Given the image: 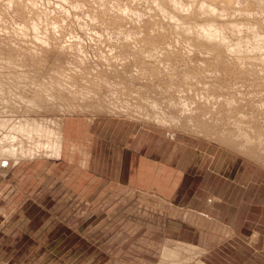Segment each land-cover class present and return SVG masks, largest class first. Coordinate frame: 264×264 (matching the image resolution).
<instances>
[{
  "label": "rangeland",
  "instance_id": "rangeland-1",
  "mask_svg": "<svg viewBox=\"0 0 264 264\" xmlns=\"http://www.w3.org/2000/svg\"><path fill=\"white\" fill-rule=\"evenodd\" d=\"M1 1L2 0H0V9L2 13L0 12V17L7 16V19L2 22L0 21V24L3 22V24L6 23L5 27L4 25H0V30H3V28L19 29L22 22L21 15H19L18 12L13 14V12L17 11V7L16 9L15 7H13V9L9 8L7 3L9 0H4L2 3ZM57 1L63 6V10L62 7L58 10L60 4L56 3ZM83 1L81 0L84 5L86 4L88 6L85 7L90 8V10L92 9V6L95 9L98 8V3H100V0H98L99 2L97 0ZM101 1L104 3L106 2V4L101 5V7L104 11L108 7L109 11H107V13L110 14L111 10H113L111 9L113 7V1ZM61 2L63 1L40 0V10L42 9L41 5L43 4L42 7H44V9L47 7V10L45 9L44 11H51V18L58 19L57 22L61 24L63 20L64 26H67L68 24L69 28L65 26L68 30L71 29L72 31V28L75 29L73 30L75 31V34H78V36L80 34L84 35H80V37L82 36L86 42L90 40L89 35L91 34V32L87 35L84 34V31L86 30L90 31L93 29L91 31L96 30V32L108 30L110 31L109 33L112 32L114 36H116L119 31H124L123 28L120 27L115 28L101 22H92L86 17L88 12L85 11V15L83 10H77L80 14L84 12L80 17L79 12L72 10L73 7L76 8L74 5L68 3H66V5L65 2ZM123 2L126 3L127 1L123 0ZM143 2L144 3L140 5L139 8L146 12H150L148 3L145 1ZM1 4L2 6H5L2 7ZM213 4L217 5L214 1ZM220 5L223 4L221 3ZM64 6H66L67 9ZM3 8L6 13L8 12L7 14L3 12ZM9 9H11V11ZM260 10L262 11V9ZM66 11L69 13L68 17H65L68 14ZM75 13L79 16H75ZM153 14L154 13H152V15ZM83 16H85V20L81 19ZM76 18H79L80 20H77ZM141 18L147 20V17L145 16ZM158 18L152 16V22L158 21ZM77 21H81V23H78ZM86 21L87 24L85 26L84 23ZM7 24L9 25L8 27ZM82 24L85 26L86 30L81 28ZM142 27L141 32L145 36L150 32L152 33V27L157 30V26L153 24L151 26L150 22L142 24ZM7 37L8 36L0 35V38L2 39L1 41L7 40L10 42L12 38L9 37L8 39ZM20 40L18 39L17 43L21 46L24 45L26 50L31 47H33L34 50H37L34 46L30 45V41L25 42ZM115 40H118V38H114V41ZM169 42L172 41L169 40ZM181 42L183 43L182 40ZM176 44V48L180 47L183 52L182 54L184 55V46L177 42ZM112 45L113 40L107 39L104 44L102 43V48L106 52L109 51ZM42 50L43 49H41V52ZM45 50L46 49L43 51L46 54L47 51ZM54 50L48 52L45 56H42L44 52H40L41 54L37 57H43V64H40L38 61L39 64H37V62L33 63V61L31 63L28 59L29 61L26 62L31 64L29 67H27L26 65L28 64H26L22 68H25V70L32 69L33 75L35 74L33 77H37L38 79H43L45 76L48 77L50 74L53 78L56 77L57 80L64 78L65 76L62 75L61 70L64 71L68 66L67 54L71 51L67 54H62V51L59 50L60 54L58 55V50ZM88 50L90 51V48ZM124 51V49L118 48L115 53L120 55V53ZM29 53L30 51H28L27 57L32 55V53L35 54V51H32L31 54ZM92 54V52L89 54L92 56V59H90L91 61L87 60L88 63H91L90 65L88 64L89 66L87 65L89 69L87 70L86 65H82V71H91L90 66H96L98 63L100 66L103 65L100 60L98 61L95 58V54ZM127 55L128 61L125 63L120 62L123 69L121 72L123 73L124 71L127 77L124 83H132L130 87L127 86L135 91L143 88L149 89V95L139 91L140 94H142L140 101L148 105L149 108L152 109V105L150 104L152 102L151 97L157 96L158 98H165V96L170 95L169 92L164 94V91L168 90L169 87H174L172 85L173 82L176 84L175 87L190 88L189 86L184 85L185 82L181 77H175L173 80H170L169 78L170 81L168 82L166 80L163 81L154 78H148L149 80H146V78L139 76V73L143 71V68H147L146 64H144L141 59L133 61L131 58L132 53L130 52H127ZM198 57L202 58L199 55L197 58ZM56 58L58 61H56ZM186 60L189 66H185L184 62H176L175 68H177V70L182 68L179 72L184 69H197V62L195 61L197 60L196 57H192V59L188 58ZM202 61L203 59H200V61L198 60V63L203 65ZM1 62L0 66L5 65L3 60H1ZM43 65H46V67ZM57 66H59L60 69ZM84 66L86 68H84ZM231 66L232 67L230 68L232 70L229 68L227 74H221L223 76L221 80L216 81V79L209 77L210 82L215 84V88L219 90L216 94L218 101L228 100L234 95L235 97L237 95L240 101L243 102V106L246 109L245 111H249V114L252 115L256 114L255 118L258 120V124L264 129V106L262 105L264 103V90L262 89L264 86L260 88V85H264V78L260 81L259 76H257L258 79L250 77L252 78L250 80L246 74L237 72L234 64ZM40 67L42 69H40ZM201 67H203V69L206 68L207 75H210L212 69L215 68L211 64L208 66L203 65ZM37 68L38 70H36ZM1 69L0 71H2ZM11 69L12 68H10V70ZM45 70L46 74L44 73ZM4 71H6V69H4ZM57 71H60V74H58ZM216 75L219 76L220 73H216ZM6 76L7 78H12V75L8 74ZM113 79L114 78H112L111 82L115 83ZM118 80L119 79H117V82L120 81ZM193 85L198 86L195 79L193 80ZM159 91L161 92L159 93ZM258 91H260V94L257 95ZM98 93L99 94L92 97L100 98L110 96L109 88L106 86H103L102 91ZM161 94L162 97H160ZM255 95L257 97H255ZM63 96L65 97L66 102H72L71 96L66 94H63ZM191 96L198 100L195 92L192 93V91H188L187 97ZM130 99L131 98H129V100ZM178 99L179 96L176 93V101L174 104L180 101ZM170 100L171 99H164L163 101L166 105L171 106L173 102L172 104H169ZM247 100L248 102H251L252 106L249 107L245 104ZM73 102L77 103V101ZM88 104L90 106L83 111L81 109L77 111L70 109V112L67 110L60 111L62 110L60 108V110L48 109L45 113L42 112L34 115L39 116L41 114L43 116L40 115V117L60 120L67 114H80L79 116L67 119V121L74 120V125L76 126L74 128L75 133L80 131L82 125L84 126V129L92 131L95 127L96 120L98 121L101 119L142 124L146 128L152 127L153 131L162 132V140H164V136H167L169 143H150L152 158L146 157L145 159V167L147 165L150 166L152 161V171L148 173V177H154L156 174H159L163 178L166 177L168 179L165 180L166 182L163 181L157 183V185H153L152 188L141 186L137 189L136 186L134 187L133 185H118L114 178L112 179V177H109L104 172L100 174V172L90 169V166H87L89 168L85 170L82 169L79 163L81 157L77 155L76 161L73 162L71 153L73 155L77 153V151L73 153L72 150L69 149L71 151L70 153L67 146L64 153L65 159H63L62 162L57 163L48 160H41L40 163L33 164L31 162V164L26 165H24L25 162L20 165H17L15 162L9 165V167H0V258L4 259L2 261L0 260V264H158L161 259L162 249H164L168 243L179 241L186 242V240L189 242H196L199 221H207L206 226L202 227L201 224V230L199 229L201 237H208L216 234L214 232L216 229L212 223L213 221H208V219H213V215H211L213 213L205 211V209H208L207 206L210 204V200H214L216 197L213 194V190H211L210 195L204 196L206 193L202 190V183L199 182L197 177L200 178L204 175L206 182H210V179L214 174L212 172H217L216 175L218 177H220L219 173L228 172L229 170H233L238 176H242L249 171H252V169L253 171L259 169L261 172H264V159H261V161H256V159L252 160L247 155L240 154L238 151L236 152L222 144H218L214 140L213 142L206 138L204 131L192 130V132L186 131L188 132L186 133L182 128V130L179 128H173V130L169 125H158L157 122L155 123L152 121V118H141L145 121L141 122L137 117L128 116L124 113H115L109 110L108 112H105L102 109L100 112V109L98 110L95 109V107H91V105L94 104L91 100L88 101ZM95 105L98 106L97 103ZM259 106L262 110H260ZM163 107L165 106L163 105ZM219 107L220 105H217V111H212V114H206L207 111H197L196 115L199 116L198 114H200L204 123L214 125L215 127L213 129H217L218 126H221V129L224 130L225 126L227 128V123H229V125L231 124V126L234 124V120L238 117V114L223 113L221 112L222 107ZM178 109V107H175L173 109H167L166 111H173L176 113ZM34 115L33 117H35ZM78 123L81 125H78ZM234 125H236V123ZM87 136L89 137V135ZM90 138L91 137H89V141L91 140ZM75 139L76 141H72H74L79 147H87L86 150L90 154L92 143H89V141L86 143L85 139L84 143L81 141V143H79V138ZM70 141L67 140V143L69 144ZM258 149L264 157L263 144H259ZM159 151H165L167 152V155L160 157ZM159 157L162 159L160 160ZM44 159L51 158L46 156ZM203 161L206 163L202 164ZM202 166L205 168L202 169ZM200 173H202V175ZM185 178L186 183L182 189L181 185ZM204 190L209 191L207 189ZM204 197H207V201ZM217 197L218 199L220 198L219 196ZM63 225L64 228L60 229L59 227H62ZM218 230L219 228L217 231ZM58 231L59 233L57 234ZM250 237L255 239L256 234L253 233Z\"/></svg>",
  "mask_w": 264,
  "mask_h": 264
},
{
  "label": "bare ground",
  "instance_id": "bare-ground-1",
  "mask_svg": "<svg viewBox=\"0 0 264 264\" xmlns=\"http://www.w3.org/2000/svg\"><path fill=\"white\" fill-rule=\"evenodd\" d=\"M39 1L9 0L7 2L9 8L13 9L15 7L16 9L17 7V11L14 10L13 14L18 12L21 15L22 22L19 29L15 26L16 29L3 28V30H0V35L8 36V39L9 37L12 38L11 41L9 40L10 42L7 40L1 41L3 36L1 37L2 39L0 38V62L1 60L5 62V65L0 66V69L2 68V71H0V166L10 165L13 161L19 164L25 160H40L46 158V156L51 159H58L64 156L66 146L73 153L76 151L80 152L83 158H86L88 153L77 147L73 142L68 144L65 136L67 119L80 114H67L60 120L48 119L40 117L41 114L39 116L34 114L45 113L48 109L60 110V108L62 109L60 111L67 110L70 112L71 110L77 111L79 109L83 111L90 106L88 104L89 100L94 102L91 107L100 109V112L102 109L105 112L109 110L115 113H124L128 116L137 117L141 122H145L141 118H152V121L157 122L158 125H169L172 129L182 128L184 132H192V130L204 131L206 138L211 141L214 140L218 144H222L236 152L238 151L240 154L247 155L252 160L261 161V159H264L259 151L260 148L258 149L259 144L264 146V129L258 124V120L255 118L256 114L252 115L249 114V111H245L243 102L240 101L237 95L228 100L218 101L216 94L219 90L215 88V84H212L209 78L212 77L216 81L221 80L223 77L221 74H227L232 64L235 65L237 72L246 74L249 78L258 79L257 76H259L260 81L264 78V0H126L129 3H124L123 0H112L113 7L111 9L113 10H111L110 14L107 13L109 11L108 7L105 11L101 7V5L106 4V2L104 3L101 0L98 3V8L95 9L92 6L91 10L86 8L85 6L87 5H84L81 0H61L63 1L61 3L65 2V4L74 5L76 8L73 7L72 10L75 12H79L77 10L88 12L87 15L85 12V15L92 22H101L115 28H123L124 30L119 31L116 36L112 32L109 33L110 31L108 30L96 32V30L91 31L93 30L91 29L88 31L85 29L86 21L84 23L85 26L82 24L81 28L87 31H84L86 35L91 32L89 39L93 43L90 40L86 42L82 37L84 35L79 33L82 35L80 37V35L75 34V31H73L75 29L72 28V31L71 29L68 30V24L67 26L65 25L66 28L63 25V20L61 24L57 22L58 19L56 20L53 17L52 19L50 17L52 15V13L50 14L51 11H44L47 7L44 9L42 3L41 8L43 10H40ZM143 1L148 3L150 12L139 8L144 3ZM213 1L217 5L213 4ZM221 3L223 5H220ZM88 4L91 5L90 3ZM61 7L63 10L61 4L58 10ZM9 10L11 11V9ZM66 12L68 13V11ZM152 13L154 14L152 15ZM82 14H80V17ZM76 15L79 16L75 13ZM68 16L69 13L65 17ZM144 16L147 17V20L141 18ZM152 16L154 18L159 17V20L156 19L158 21L152 22ZM6 17H0V21H4L7 19ZM84 17L81 19H84ZM147 22H150L151 26L152 24L156 25L157 30L152 27V33L150 32L145 36L141 31L143 28L142 24ZM3 23L0 25L5 27L6 23ZM78 23H81V21ZM114 38H118V40L114 41ZM18 39L25 42L30 41V45L34 46L39 52L34 50L33 47H31L32 50L31 48L26 50L24 45L21 46L17 43ZM107 39H112L113 45L109 51L105 52L102 48V43L104 44ZM169 40L172 42H169ZM176 42L184 46V55L180 47L176 48ZM89 48L90 51L88 50ZM118 48H122L125 51L119 55L115 53ZM41 49H46L45 51H47L45 54L42 50L44 52L42 56L47 55L48 52L54 49L58 50V55L60 54L59 50L62 51V54H67L71 51L67 54L68 66L64 71L61 70L62 75L65 76L64 78L57 80L56 77L53 78L48 73L50 77L47 74L48 77L45 76L43 78L42 76L43 79H38L33 77L35 74L33 75L32 69L25 70V68H22L28 64L26 61L29 60L31 63L32 61L33 63L38 61L41 64L43 57H37L42 53ZM28 51H30L29 54L35 51V54L32 53V55L27 57ZM91 52L95 54V58L98 61L100 60L103 65L100 66L98 63L96 66H90L91 71H82V65L87 67L88 64H91L87 62V60L92 59V56L89 55ZM127 52L132 53L131 58L133 61L141 59L146 64L147 68H143L139 76L146 78V80L154 78L166 80L167 82L175 77H181L185 82L184 85L190 88L175 87L176 84L173 82L172 85L174 87H169L168 85V90L164 91V94L170 93L165 98L162 97V94L160 96L162 98L151 97L150 95L152 109L149 108L148 105L140 101L142 94L139 92L149 95V89L143 88L135 91L129 88L132 83H124L127 77L124 71L123 73L121 72L123 69L120 62L125 63L128 61ZM198 55L202 58H197ZM192 57L197 59L195 60L197 69H184L179 72L182 68L179 70L175 68L177 61L184 62L185 66H189L186 59H192ZM200 59H203L202 64L204 66L211 64L215 67L210 75H207L206 68L203 69L201 67L203 65L198 63ZM38 62L37 64H39ZM31 63L26 66L29 67ZM46 65L43 66L46 67ZM41 67L40 69L43 68ZM57 67L59 68V66ZM86 67L84 66V68ZM10 68L12 69L10 70ZM88 69L89 67H87ZM230 70L232 69L230 68ZM57 72L60 74V71ZM44 73L46 74V70ZM216 73H220V75L218 76ZM8 74L12 75V78H7L6 75ZM112 78H114L115 83L111 82ZM117 79L120 81L118 80L119 82H117ZM194 79L198 86L193 85ZM103 86L109 88L110 96L93 98L92 96L102 91ZM263 86L260 85V88ZM262 89L264 90V88ZM188 91L195 92L198 100L194 98L195 95L194 97H187ZM260 91L257 92V95L260 94ZM176 93L180 101L174 104ZM63 94L71 96L72 102H66ZM255 97L257 96L255 95ZM129 98L131 99L129 100ZM164 99H171L169 104H172V102L173 104L171 106L166 105L163 101ZM73 101H77V103ZM96 103L98 106L95 105ZM245 104L249 107L252 106L248 100ZM217 105H220L219 108L222 107L221 112L223 113L238 114L237 118L234 114L236 118L234 124L236 123V125L233 124L231 126V124L227 123V128L225 126L224 130L221 129V126L213 129L214 125L204 123L202 116L200 114H198L199 116L196 115L197 111H207L206 114H212V111H217ZM262 105L264 106V103ZM175 107L179 108L176 113L166 111ZM260 110L262 109L260 108ZM162 250L158 264H206L201 259L204 255V250L190 242L168 243Z\"/></svg>",
  "mask_w": 264,
  "mask_h": 264
},
{
  "label": "crops",
  "instance_id": "crops-1",
  "mask_svg": "<svg viewBox=\"0 0 264 264\" xmlns=\"http://www.w3.org/2000/svg\"><path fill=\"white\" fill-rule=\"evenodd\" d=\"M78 125L81 124L78 123ZM75 127L74 120L66 121L65 135L66 140H71L70 144H72L71 142L75 143V138H79V143H84V139L88 143L87 141L91 137L89 141L92 143L90 154L86 148L79 147L75 143L77 147L88 153L87 159L83 158L80 152L72 155L68 149L73 162L76 161L77 155L81 157L79 163L82 169L85 170L89 168L87 166H90L93 171L96 170L100 174L104 172L112 179L114 178L118 185H133L137 189L141 186L152 188L153 185L166 182L165 180L168 179L159 174L148 177V173L152 171V161L150 166L145 167L146 157L152 158L150 143H169L167 136H164V140L161 139L162 132L153 131L152 127L146 128L142 124L109 119L96 120L92 131L84 129L82 125L80 131L75 133ZM65 151L66 149L64 153ZM166 155L167 152L159 151L160 157ZM63 159H65L64 156L58 159L25 160L21 163L25 162L24 165L31 164V162L37 164L41 160L58 163L62 162ZM13 163L15 161L11 162L10 165ZM21 163H17V165ZM205 163V161L202 162V164ZM0 167H9V165ZM201 168L204 169L205 167L202 166ZM212 173L214 174L210 182H206L202 173L200 174L203 177H197V179L202 183V190L206 193L204 196L210 195L211 190H213L216 197V199L210 200L208 209H205V211L213 213L211 214L213 219H208V221H213L216 234L201 237L199 232L201 224L202 227L206 226L207 221H199L196 242L190 243L196 244L204 250L201 259L206 264H264V172L259 169L256 171L252 169V171L238 176L233 170H229L219 173L220 177L216 175L217 172ZM186 178L181 185L182 189L186 183ZM217 196L220 198L218 199ZM204 199L207 201V197ZM59 228H64V225ZM253 233L256 234L255 239L250 237ZM186 242L189 241L186 240ZM0 260L4 259L0 258Z\"/></svg>",
  "mask_w": 264,
  "mask_h": 264
}]
</instances>
